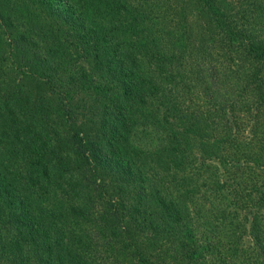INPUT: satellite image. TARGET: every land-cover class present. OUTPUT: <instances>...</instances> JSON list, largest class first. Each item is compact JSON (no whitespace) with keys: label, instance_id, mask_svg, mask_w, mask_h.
<instances>
[{"label":"trees","instance_id":"obj_1","mask_svg":"<svg viewBox=\"0 0 264 264\" xmlns=\"http://www.w3.org/2000/svg\"><path fill=\"white\" fill-rule=\"evenodd\" d=\"M0 264H264V0H0Z\"/></svg>","mask_w":264,"mask_h":264}]
</instances>
